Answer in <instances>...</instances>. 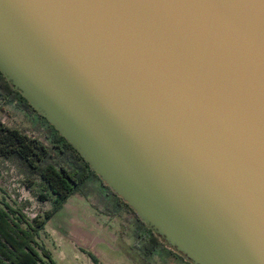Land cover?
Masks as SVG:
<instances>
[{"label":"water","instance_id":"1","mask_svg":"<svg viewBox=\"0 0 264 264\" xmlns=\"http://www.w3.org/2000/svg\"><path fill=\"white\" fill-rule=\"evenodd\" d=\"M0 69L168 245L264 264V0H0Z\"/></svg>","mask_w":264,"mask_h":264},{"label":"rangeland","instance_id":"2","mask_svg":"<svg viewBox=\"0 0 264 264\" xmlns=\"http://www.w3.org/2000/svg\"><path fill=\"white\" fill-rule=\"evenodd\" d=\"M18 99L0 95V118L38 137L49 147L46 122ZM50 161L60 159L51 149ZM31 178V179H30ZM42 181L31 175L16 157H0V198L19 206L28 215L51 209L50 199H40ZM106 199L97 187L85 185L68 196L64 204L45 223L38 240L60 264H185L161 250L145 257L135 247L132 214L123 209L108 214ZM95 256V259L93 258Z\"/></svg>","mask_w":264,"mask_h":264},{"label":"trees","instance_id":"3","mask_svg":"<svg viewBox=\"0 0 264 264\" xmlns=\"http://www.w3.org/2000/svg\"><path fill=\"white\" fill-rule=\"evenodd\" d=\"M0 95L18 99L46 122L50 147L38 137L10 126L0 118V157L18 158L31 175L42 181L43 188L38 192L40 199L52 201L51 209L30 216L19 206L0 198V264H60L38 240L40 230L62 207L68 196L82 191L85 185L90 184L97 187L106 199L109 204L106 207L108 214H118L122 209L132 214L134 245L139 254L147 257L162 250L163 245H166L163 237L146 225L133 207L104 182L79 151L5 78L1 69ZM51 149H54L60 159L50 161ZM168 246L194 264L184 253ZM93 258L95 259L94 255Z\"/></svg>","mask_w":264,"mask_h":264},{"label":"flooded vegetation","instance_id":"4","mask_svg":"<svg viewBox=\"0 0 264 264\" xmlns=\"http://www.w3.org/2000/svg\"><path fill=\"white\" fill-rule=\"evenodd\" d=\"M34 117H36L37 119H39L40 121L43 120L41 118V116H39L37 113L33 112ZM44 121V120H43ZM168 249H170L169 246H166ZM165 245H163L162 250H164L165 252H168V249H166ZM170 254L173 255V257L181 262H184L185 264H191L185 257L181 256V254H179L178 252H176L173 249H170Z\"/></svg>","mask_w":264,"mask_h":264}]
</instances>
